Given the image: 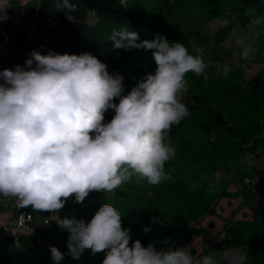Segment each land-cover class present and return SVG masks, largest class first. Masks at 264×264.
Here are the masks:
<instances>
[{"label": "clouds", "instance_id": "1", "mask_svg": "<svg viewBox=\"0 0 264 264\" xmlns=\"http://www.w3.org/2000/svg\"><path fill=\"white\" fill-rule=\"evenodd\" d=\"M57 7L73 6L62 0ZM7 8L8 0H0V20L7 19ZM109 40L113 50H151L157 65L155 74H147L126 95L124 77L110 74L89 52L33 50L24 67L0 71V196L15 198L21 208L56 214L58 227L70 233L67 247L73 259L88 249L105 253L102 264H216L211 255L197 258L171 238L161 248L133 241L120 212L109 203L88 223L59 216L71 197L82 203L93 191L114 194L134 176L153 186L170 179L165 165L177 154L170 132L190 115L183 103L186 74L207 81L213 67L203 48L193 55L159 33L141 41L127 26L114 29ZM230 70L224 66V75ZM109 109L115 114L105 122ZM239 163L250 166V154ZM166 222L151 220L161 226ZM142 231L149 233L151 227ZM50 252L54 264L64 258L55 246ZM244 259L240 257L241 264Z\"/></svg>", "mask_w": 264, "mask_h": 264}, {"label": "trees", "instance_id": "2", "mask_svg": "<svg viewBox=\"0 0 264 264\" xmlns=\"http://www.w3.org/2000/svg\"><path fill=\"white\" fill-rule=\"evenodd\" d=\"M59 3H62V0H40L36 25L32 34L29 35L28 30L24 27H6L0 30V43L13 46L18 52H23L22 59L24 61L30 58L33 50L39 51L41 54H47L49 51L76 55L89 52L107 65L110 74L119 73L124 77V95L131 91L147 74H155L157 65L152 57L151 50H113L109 37L114 29L119 30L128 26L131 31L139 34L141 41L152 40L159 33L165 36L169 42L184 44L193 55L196 54L195 49L200 48L202 43L198 36L195 37L194 43L190 42L171 23L175 0H69V4L73 6L70 10L68 8H58ZM255 6L264 7V0L252 1L245 13L250 16ZM46 14L60 18L68 17L69 20H63L58 24L45 28L43 20ZM231 29L230 22L216 29L210 38L212 47L217 49L215 52L209 51L207 53L208 49L203 47L204 59L206 62H213V67L208 69L209 78L207 81L191 72H189V75L186 74L185 78L192 81L194 86L216 88L219 84L229 81L228 77L222 79L217 77L216 65H218V60L222 56L217 57L214 54L222 48L221 45L227 39ZM49 31L53 33L52 39L58 43L60 48L52 47L48 49L39 44L41 38ZM9 65L10 63L4 62L0 67V71L10 69ZM235 76H237L236 73L233 74V77ZM231 92H236L237 98L230 100ZM191 101L195 102V106L189 102L185 103L190 114L193 109L199 108V101L205 103L207 115L221 124L230 139L229 147L224 149L218 145L216 150L213 151V155L227 167L228 173L236 176L239 174L240 178L250 177L254 180L253 186L248 185L249 195L252 196L251 198L254 201L252 219L230 223L225 229L220 242L215 245V249L223 250L244 245L246 247V254L242 255L246 257L243 260L244 264H264V170L257 169L252 164L241 166L239 163L246 152L250 155L254 154L257 143L255 140L262 137V131L259 130L258 122L254 121V118L257 115L264 118V68L249 79H244L243 90H238L237 86L231 85L227 90H222L217 95H211L206 99H203L200 95H195ZM115 102L118 103V99ZM223 108L224 110H222ZM236 108H240V110ZM246 109L250 111L249 115L245 113L244 110ZM114 114V110L109 109L105 113V122L110 121ZM187 118L179 125L173 126L170 135L178 133ZM262 140L264 141V138ZM206 161L207 164L202 163V165L216 170L217 164H215L213 158H207ZM214 180L211 181L212 184L215 182ZM173 185L174 182L172 184L162 182L157 187H149L151 192L156 193V195L153 193L152 196L146 198L149 209L150 207L155 208L158 203L165 200L174 209L176 206L182 208L181 212L176 215L180 219V223L184 220L187 222L190 219L196 220L208 205L205 185L203 188H195L194 194L184 192L187 186H183L182 182H179L175 188H172ZM137 187L138 182L132 178L116 189L114 194L93 191L82 203L75 202L74 197H71L59 211V216L60 218L74 217L88 223L100 207L107 203L114 206L122 214L126 198L124 190H135ZM252 189L255 192H252ZM197 191H199L198 194H196ZM143 192H146V190H143ZM200 197L201 199L198 202L197 199ZM23 209L34 214L37 220L50 214L55 219L56 215L31 207H18L15 198L0 196V213L16 215ZM152 213L149 212L146 215L144 225L150 224L152 215L157 216V214ZM126 215L127 210L121 216L122 226ZM158 216L167 219V227L176 225V216L166 217L165 214H158ZM259 217L262 218L261 222L258 219ZM54 219L46 227L48 230L42 231L44 227L38 226L35 235H21L12 241L0 235V264H15V245L32 249L33 245L39 246L35 242L36 237L48 241L49 246L46 248L47 251L44 252L45 260L41 262L34 256L32 257V264H54L51 258L50 246L57 247L63 254L64 258L59 264H94V261L85 255L91 253V250H84L79 259H73L69 255L67 244L70 233L58 227ZM250 234L251 236H249ZM163 240L164 237L161 236L156 241L157 248L167 247L162 243Z\"/></svg>", "mask_w": 264, "mask_h": 264}, {"label": "rangeland", "instance_id": "3", "mask_svg": "<svg viewBox=\"0 0 264 264\" xmlns=\"http://www.w3.org/2000/svg\"><path fill=\"white\" fill-rule=\"evenodd\" d=\"M252 1L256 0H175L171 23L190 42L194 43L195 37L198 36L202 40L200 48L206 47L208 49L207 53L217 50L210 43V38L216 29L229 22L232 26L227 39L221 45L222 48L214 54L217 57L222 56L218 60L217 77L219 79L228 77L229 81L219 84L216 88H202L194 86L192 81L185 78L188 90L184 93L183 103L189 102L195 106V102L191 101L195 95H200L203 99H206L211 95H217L222 90H227L231 85L237 86L238 90H243L244 79H249L264 68V7L255 6L252 14L248 16L245 12L248 11ZM52 37L53 33L49 31L38 43L48 49L52 47L60 48ZM237 39H240L242 43L238 44ZM22 57L23 52H18L13 46L0 43V67L4 62L10 63L9 67L13 70L17 65L24 67L25 61ZM224 66L231 69L227 75L223 73ZM235 73L237 76L233 77ZM235 98H237L236 92H231L229 99ZM199 103V108L193 109L180 131L170 135L172 143L176 146L177 154L174 159L165 165V171L171 177V180L168 179L164 182L167 184L174 182L172 188L182 182L183 186H187L184 192L190 194H194L195 188H203L207 183L205 185V195L207 196L208 205L204 212L196 220L190 219L188 222L184 220L180 223V219L176 215L181 212L182 208L176 206L174 209L165 200L158 203L155 208L150 207L149 209L146 198L154 193L149 190V187H157L158 185H150L146 180L134 176L133 179L138 182V187L135 190H124L126 198L125 202L123 201L125 205L123 212L127 210V215L122 227L129 228L132 240L139 239L144 246H147L150 242L155 243L157 246L156 241L162 236L164 239L171 238L177 247L187 246L192 255L197 258L211 255L215 259L218 253L215 250V239L222 237L227 226L232 223L229 217L230 212L234 208L242 210L241 207L245 206V202L251 206L253 199L249 195L248 185L244 183V180L248 177L240 178L239 174L236 176L228 173L227 167L213 155V151L216 150L218 145L224 149L229 147L230 139L221 124L207 115L205 103L201 101ZM236 109L240 110V108ZM244 111L247 115L250 114L249 110ZM254 121L258 122L262 137L255 140L257 143L254 154L250 155L252 158L251 164L264 168V141L262 140L264 138V118L257 115ZM207 158H213L215 164H217L216 170L202 165V163L207 164ZM212 180L215 181L213 184L211 183ZM230 183H234L236 186L237 192L234 191L235 194L239 192L242 194L241 196H245L246 201L242 197L244 203L241 201L235 204L227 200L232 195L228 191ZM143 190H146V192H143ZM198 193L199 191L196 192V194ZM154 194L156 195V193ZM200 199L201 197L197 201L199 202ZM149 212L157 214V216L152 215V218L159 217L158 214H165L166 217L176 216V225L167 227L166 223L161 226L160 223L152 224L151 222L149 225H144L146 215ZM145 226L151 227L149 233L142 231ZM46 229L48 230L44 227L42 231ZM219 234L221 235L218 236ZM45 251H47L45 248H39L36 245H33L32 249L15 245L14 263L32 264V257L34 256L43 262ZM85 255L90 257L94 264H102L105 257L104 252Z\"/></svg>", "mask_w": 264, "mask_h": 264}, {"label": "built area", "instance_id": "4", "mask_svg": "<svg viewBox=\"0 0 264 264\" xmlns=\"http://www.w3.org/2000/svg\"><path fill=\"white\" fill-rule=\"evenodd\" d=\"M40 0H8V8L5 10L7 19L0 20V30L6 27H24L32 34L36 25L37 9ZM69 20L68 17L60 18L46 14L44 16V27L48 28L55 24ZM246 185L253 186L254 180L247 178ZM252 192H255L252 189ZM54 219L50 214L36 219V216L26 209L20 210L16 215L0 213V235L5 238L16 239L21 235H35L38 226L47 227ZM262 221V218H258ZM35 242L42 248H48L49 242L40 237L35 238Z\"/></svg>", "mask_w": 264, "mask_h": 264}, {"label": "crops", "instance_id": "5", "mask_svg": "<svg viewBox=\"0 0 264 264\" xmlns=\"http://www.w3.org/2000/svg\"><path fill=\"white\" fill-rule=\"evenodd\" d=\"M253 166L257 169L264 170V168H260L256 165H253ZM228 186H229L228 191L232 193V195H230L229 198L227 199L229 202H233L235 204H238L241 201L243 202L242 197L244 198V201H246L244 195L241 196L242 194H240L239 192L237 194H235L234 191L237 192V189H236V186L234 185V183H230ZM244 205L246 207L242 206L241 207V208H243L242 210L239 208H237V209L234 208V210L230 212L229 217L231 218L232 222L240 221V220H251L252 219L254 201L252 202L251 206L249 203L247 204V202H245ZM239 211H241V212H239ZM220 235L221 234H219L218 236H220ZM249 236H251V234ZM222 237L220 236V237L216 238L215 239L216 243H214V245L218 244L220 242V240L222 239ZM215 250H217V252H218L216 258L214 259L216 261V264H241L240 257L242 255L246 254V247L244 245H241V246H238L235 248H228V249H223V250L215 249ZM214 253L216 254V251ZM242 264H244V263L242 262Z\"/></svg>", "mask_w": 264, "mask_h": 264}, {"label": "water", "instance_id": "6", "mask_svg": "<svg viewBox=\"0 0 264 264\" xmlns=\"http://www.w3.org/2000/svg\"><path fill=\"white\" fill-rule=\"evenodd\" d=\"M10 240L12 241L13 239H12V238H10Z\"/></svg>", "mask_w": 264, "mask_h": 264}]
</instances>
